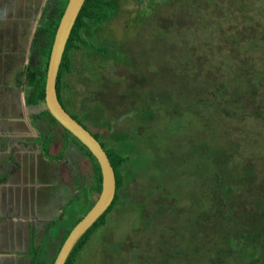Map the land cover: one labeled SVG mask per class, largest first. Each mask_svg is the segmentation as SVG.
I'll list each match as a JSON object with an SVG mask.
<instances>
[{
  "label": "rangeland",
  "instance_id": "rangeland-1",
  "mask_svg": "<svg viewBox=\"0 0 264 264\" xmlns=\"http://www.w3.org/2000/svg\"><path fill=\"white\" fill-rule=\"evenodd\" d=\"M257 1L255 12L262 9L257 16L248 13L252 0L228 3L210 0L209 4L201 0H152L149 3L152 11L145 13L152 15L147 17L145 46H135V56L144 55L147 60L145 80L155 99L153 107L162 105L164 110L153 112L156 120L147 125L140 142L131 135V142L137 143L143 153L140 158L132 159L131 164L136 168L141 166L145 174L139 187L125 180L119 192L121 197L106 217V228L110 230L104 240L111 244V250L120 253L114 251L109 257L95 241H90L78 251L73 264H206L205 255L214 253L216 243L228 229L226 223L224 229L221 227L218 218L207 223L209 219L201 213L210 202V192L217 188L215 173L237 176L244 184L233 185L234 202L227 206L233 209L229 215L232 224L240 208L249 207L242 199H258L257 203L264 204V124L247 117L239 124L225 116L228 110L235 109L237 112L228 113H238L243 118L242 111L236 107L241 102L259 101L264 106V0ZM195 2L202 4L199 6L204 11L192 10ZM259 74L263 76L258 83L242 80L245 75L257 80ZM227 78L231 86L227 85L226 93L218 95L225 101L222 103L213 99L214 88L225 84ZM140 86L146 90L144 84ZM250 111L254 110H246ZM122 114L124 111L119 110L108 119ZM122 121L115 124L116 134L130 133L132 126ZM90 128L94 132L110 131L108 123L105 127ZM108 143L105 146L111 150ZM233 146L237 147L239 160ZM117 151L123 152L121 148ZM76 166L83 178L89 179L94 173L93 162L88 157ZM76 166L65 163L66 171L70 167L77 169ZM63 177L68 179L66 172ZM147 185L158 189L157 197L152 199L160 201L157 217L144 213L135 203L134 207L124 204L128 201L125 198L129 196L125 194L128 187L135 190L131 198L138 201L144 198L140 196V186ZM85 196L78 195L75 218H81L87 210ZM166 206L171 209L170 215L165 213ZM142 215L148 218L141 221ZM245 221L250 222L249 216ZM190 242L194 244L187 256L180 257L176 252H183L184 248L179 246H188ZM170 254L178 259L171 260L167 256Z\"/></svg>",
  "mask_w": 264,
  "mask_h": 264
},
{
  "label": "flooded vegetation",
  "instance_id": "flooded-vegetation-1",
  "mask_svg": "<svg viewBox=\"0 0 264 264\" xmlns=\"http://www.w3.org/2000/svg\"><path fill=\"white\" fill-rule=\"evenodd\" d=\"M61 2L0 0V264H50L70 229L82 219L75 218L78 195H86L87 205L91 192H98L95 170L87 179L80 176L76 166L88 157L82 145L51 118L41 116L44 100L29 103L32 89L26 77L30 68L39 69L41 77L45 76L50 23ZM104 2V7L85 10L82 15L79 12L58 69L56 92L63 109L101 143L110 160L111 150L105 142L117 153L123 135L116 134L115 124L123 119L124 124L132 126L131 132L123 135L127 164L121 173L125 174L124 182L128 179L139 187L145 171L132 165L131 160L143 153L137 143L131 142V135L140 142L147 125L156 120L153 112L164 110L162 105L153 107L155 99L145 80L147 60L144 55L135 56V46H145L147 17L152 15L145 11H151L150 0ZM119 110L124 114L108 119ZM106 121L110 131L94 132L90 128L105 127ZM65 163L77 169L66 171ZM65 172L68 179L63 177ZM139 190L144 198L134 201L136 198L131 197L135 190L128 187L125 194L130 197L125 196L128 201L124 204L134 207L135 203L144 213L157 217L160 201L152 199L158 189L147 185ZM165 213L171 214L169 206ZM141 217V221L148 218ZM106 222L107 218L96 231V239L90 241L110 257L116 249L111 250L106 241L110 230Z\"/></svg>",
  "mask_w": 264,
  "mask_h": 264
},
{
  "label": "trees",
  "instance_id": "trees-1",
  "mask_svg": "<svg viewBox=\"0 0 264 264\" xmlns=\"http://www.w3.org/2000/svg\"><path fill=\"white\" fill-rule=\"evenodd\" d=\"M106 0H85V3L81 9V15L86 10H91L94 7H104L107 5ZM210 1V0H209ZM206 3L205 0H201L203 4H209ZM229 0H227L228 3ZM231 1V0H230ZM152 2V0H150ZM156 2V0H155ZM259 1L252 0L251 6L248 8L249 16H257L258 14L262 13V9L259 12H255V9L258 7L257 3ZM191 4H193V1H191ZM199 5H202L200 3H196L195 5H192L193 9H201L204 11L203 7H200ZM66 6V1L61 2L55 10L54 13V19L50 23V26L52 28V32L50 35V41L46 45V56H49L50 47L52 45V40L55 35V30L57 28V25L59 23V20L63 14L64 8ZM152 11V9H150ZM183 34L186 35V31L183 32ZM46 68V67H45ZM39 69L37 68H30L27 74V82L26 84L29 85L32 89V93L29 98L30 104H36L39 102H43L44 100V84H45V78L41 77V75L38 73ZM262 76L259 74V77L257 80H253L249 75H245V78L242 80L250 81L252 83H258L262 81ZM228 78L226 79L225 84L217 86L214 88L215 95H213V99H217L218 101L221 100L222 103L225 101L222 100L218 95H222L223 93H226V87H228L227 82ZM231 86V85H230ZM257 88V86L253 87V90H251V93L253 94V91ZM231 90V89H230ZM234 93H236L234 90H232ZM239 112H241V116L238 113L237 115L228 113L229 111L237 112L235 109L228 110L227 113H225V116H227L229 119H233L237 121L239 124L243 123L245 121V117L247 118H253L254 120H259L262 124H264V106L260 104V102H253L250 101L249 103L241 102L240 106L236 105ZM246 110H254L250 111V113L246 112ZM41 116H48L51 118V121L53 124H57V122L49 115V113L44 110V113ZM242 120V121H241ZM59 126V125H58ZM60 127V126H59ZM61 128V127H60ZM62 129V128H61ZM64 131V129H62ZM66 134H68L66 131H64ZM69 136V134H68ZM48 142H50V138H47ZM120 142V148L123 150V152H112V150H115L111 148V161L116 169V179H117V196L114 199L111 206L108 208V210L100 217V219L94 224V226L83 236V238L79 241L78 244H76L75 248L71 252L66 264H73L74 261H76L77 253L80 249L83 248V246L89 242L97 233L96 231L102 227V225L105 224L107 213L111 211L114 204L116 203L117 199L121 197L119 192H121V189L123 187L124 182V176L123 173H121V168L126 166L127 160L123 158V153L125 150L126 145V137L119 138L118 140ZM86 156H88L91 161L93 162L94 170L97 175V185L96 189L98 190V193L101 191L102 187V175L100 172V166L96 159L92 156V154L87 151L83 146H81ZM233 153L238 157L237 155V147L233 146ZM61 157V156H59ZM239 160V157L238 159ZM236 160L234 163H236ZM233 163V165H235ZM233 167V166H232ZM247 170V169H246ZM245 170V171H246ZM256 170V169H255ZM244 171V172H245ZM134 172V170H133ZM259 173V171H256ZM215 183L217 185V188L219 189H213L210 192V202L209 204L204 208L201 209V213L204 215V218H208L209 221L207 223H210L211 219L218 218L222 222V228L223 225L226 223L228 225V229L224 232V236L222 237V240L219 243H216L217 248L215 249L214 253L208 252L207 255H205V258L207 260L206 264H264V204L257 203L258 199H255L253 201H249L247 199H242L243 202L248 203L247 210H243L241 207L240 212H237V216L234 221V224L231 223V220H233L230 215V210H233L231 207L228 209L227 206L230 204H233V190H234V184L239 185L237 182L240 183V186L244 185L242 181H239L237 179V176H226L216 174L214 175ZM236 188V187H235ZM263 195V194H260ZM250 204V205H249ZM251 212H254L253 214ZM251 213V214H250ZM250 214V215H249ZM246 216H249V223L244 219ZM240 221H243L240 223ZM238 224V228L235 227V225ZM219 229V225L217 227ZM224 229V228H223ZM213 237V236H212ZM194 243L190 242V245L188 246H179L183 247L184 251L179 252L178 254H183L184 256L188 254V249L191 247ZM216 247V246H214ZM176 248V247H174ZM166 256V255H165ZM172 257L171 260H174L175 257L173 255H167ZM166 256V257H167Z\"/></svg>",
  "mask_w": 264,
  "mask_h": 264
},
{
  "label": "water",
  "instance_id": "water-1",
  "mask_svg": "<svg viewBox=\"0 0 264 264\" xmlns=\"http://www.w3.org/2000/svg\"><path fill=\"white\" fill-rule=\"evenodd\" d=\"M61 1H66V6L59 20L46 65L43 107H45L49 115L62 129L79 142L96 159L102 175V187L99 193L91 192V195L88 196L85 214L82 216V219L70 229V232L61 243L54 259L49 260L50 264H66L76 244L79 243L83 236L108 210L117 192L115 169L101 143L75 121L63 109L58 101L56 92L58 69L75 20L85 3V0Z\"/></svg>",
  "mask_w": 264,
  "mask_h": 264
}]
</instances>
